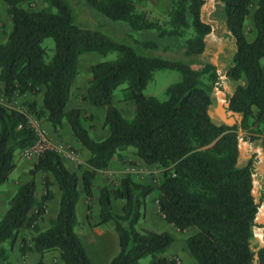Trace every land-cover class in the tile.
<instances>
[{"label": "trees", "instance_id": "1", "mask_svg": "<svg viewBox=\"0 0 264 264\" xmlns=\"http://www.w3.org/2000/svg\"><path fill=\"white\" fill-rule=\"evenodd\" d=\"M34 1L4 0L12 25L6 40L0 42L3 94L7 98L26 92L41 94L42 109L33 101L28 111L37 117L46 111L55 129L66 120L90 152L89 168L79 183L78 175L64 165L56 150L46 148L38 153L29 169L31 178L17 187L0 218V262L8 258L5 242L12 245L19 239L21 255L31 250L40 255L31 264H45L42 255L50 251L58 252L62 264H94L74 231L77 203L82 194L86 199L92 197L96 170L106 169L113 156L122 159V152L130 149L143 163L160 167L162 176L154 185L127 175L120 185L100 189L99 224L112 223L119 245L108 264H138L146 256L150 257L148 264H177L176 256L163 254L175 241L172 233L138 227L151 194L167 223L180 232L195 228L186 236L185 245L197 264H264V235L259 247L251 239L256 214L264 207V185L256 201L257 153L249 150L246 154L241 145L257 143L264 150V66L260 61L264 57V0H216L221 5L222 30L232 37L235 47L224 72L211 64L198 70L184 61L139 54L99 29L77 23L66 0H42L47 7L41 9L21 6ZM79 2L84 9L118 24L136 45L146 49L160 48V41L169 39L177 41L185 55L200 54L214 28L203 13L206 0H171L166 27L150 20L136 0ZM251 7L255 36L248 40L244 23ZM143 31L154 33V38L134 37ZM47 38L53 41L51 49L44 44ZM162 47L168 49V45ZM112 51L117 54L114 59L91 64L86 86L89 104L105 108L103 124L108 136L97 141L83 125L93 115H86L82 108L65 107L79 73V57L86 52L106 55ZM163 69H174L180 75L166 87V98L144 94L154 72ZM202 75L223 92L228 122L215 117L211 86L203 83ZM222 76L233 83L230 92L220 86ZM121 85L122 100L133 103L130 118L113 105V93ZM35 139L26 112L0 102V185L15 168L16 153L33 145ZM39 172L44 187L41 197L35 195ZM51 179L60 189L58 210L42 229L38 222L53 196ZM112 197L123 200L122 214L113 212ZM24 229H32L33 234L20 236Z\"/></svg>", "mask_w": 264, "mask_h": 264}, {"label": "crops", "instance_id": "2", "mask_svg": "<svg viewBox=\"0 0 264 264\" xmlns=\"http://www.w3.org/2000/svg\"><path fill=\"white\" fill-rule=\"evenodd\" d=\"M214 1L216 3V0H214ZM254 2H256V0H254ZM220 7H221V5H220ZM204 8H205V6H204ZM253 10H254V7H251L250 14L247 16L245 23H244V33H245L248 40H252L255 36V29H254L253 21H252ZM74 15H75V13H74ZM208 20L211 21L213 23V26H214V22L210 19H208ZM219 20H220L219 25H220V32H221L222 38H221V41H218V43L215 46L212 47L208 43V37L210 36V34H213L215 32L214 28H213V31L206 37V48L202 53L194 54V55H185L183 53V51L180 50V53L175 52L172 50V47H170L168 49V51H165L163 54H165L169 58H172V56L173 57L177 56L178 59H182L184 62L188 63L194 69L200 70L205 64H211V65L215 66L217 68V70H220V71L222 70L224 72L226 70V66H227L229 60L232 57V54L234 52L235 47H234V41H233L232 37L229 36L228 34H226L222 30V27H221L222 15H221V13H220ZM11 25H12V22H11ZM6 26H7V31H9L8 28L10 26V22H8ZM6 35H7V32L3 36V39L0 40V42H3L6 40ZM128 45L132 46L135 51H136L135 48H138L141 51L148 52V50H146L145 48H143L141 46L138 47V45H134V44H132V45L128 44ZM225 45H227V46H225ZM134 46H137V47H134ZM156 52L161 54V51H156ZM88 66H89L88 69L90 72L91 64ZM78 68H79V62H78ZM153 76H154V74H153ZM90 78H91V76H88L86 81L88 82V80ZM86 81H85V83H86ZM86 86L87 85H85L84 83L82 84L80 81L78 82L76 78L74 79V81L71 84V94H70V97H69V100L66 104L65 109L68 110L71 108H82V109L85 108L84 111H85L86 115H88V116L93 115L92 119H85V120H87V122L84 120L83 125L89 130L91 137L93 139L100 141V140H102L108 136V130L105 128V126L103 124L104 115H105V108L101 107L104 109V112H103L102 110H98V109H100L99 107H95V106H92L89 104V101H88L87 96H86ZM220 86L223 87V89L227 92H230L234 87L233 83H231L226 77H223V76L220 78ZM216 91H218L220 94V98L222 100L221 105L223 107V105H225L224 104V94L215 86H213V89H211L213 106L216 107L214 104L215 103L214 97L218 96V92L216 93ZM33 101L36 102V108L37 109H39V110L42 109L41 94L34 95L32 93L26 92L22 95L13 94L10 98H7L3 94V83L0 81V102H2L5 106L26 112V114L29 118V122H31V119L29 117V115H31V113L28 111V107H29V104ZM129 106H131V105L129 104ZM99 111H101V112H99ZM46 118H47V112L44 111L43 113H41L39 118H37V120H35V123H33L34 124L33 126L36 125V127H38L39 129L44 131L48 146H50L52 149L56 150L59 153L64 165L70 171L75 172L78 175L79 183H81L82 172L85 169L89 168L87 160L90 157V152L88 151V149H86L84 146L81 145L79 140L73 134V132H72V130H71V128H70V126L66 120H64L62 122L60 127L55 129L47 121ZM241 133H244V132H241ZM253 135L257 136L258 134H253ZM241 145L243 148L246 149V152H244V153L247 154V152L249 150L251 152L257 153V158H258L257 161L258 162L256 161V163H255L256 169H255V173L253 174V188L255 186L254 185V176H255L256 172L258 171V169L263 172V184H264V165H263L264 150H263V148L257 143H253V144L248 145L246 142H241ZM69 150H72L74 152V154H75L74 157H71V155L69 154ZM26 159H30L29 160L30 165L28 167L26 166L25 168H30L34 164L36 157L32 156V157H29ZM258 164L260 165L259 168H258ZM16 166H15V168H16ZM138 166L142 167L144 170V167L152 166V165H147V164L143 163L139 158H137L136 156H134L132 154V151L130 149L122 152V159H119L117 156H113L106 169H97L96 170L95 180H94L93 186H92V191H93L92 197L90 199H86L85 195L82 194L80 196L79 201L77 203V207H76V215H77V212L80 211V213L86 219L87 227H90V229L94 233H96L97 235L102 236L104 233L103 232L104 230L102 229L103 224H99V221L95 220V219H97L95 214L98 217L100 214V206H99V191H100V189L103 186H107L109 189H111L114 186L120 185L121 179L127 175H130L135 181L142 182V183H151L149 180V177H148L149 172H143V171L139 170ZM22 169H24V167ZM22 169H21V171H23ZM26 172H27V170H25L24 173H26ZM41 181H42L41 179L36 178V176H35V182H36L35 195L37 197H41V195L44 193V188H42ZM14 182H17V185L22 184V183H19L18 181H14ZM51 182H52L51 190L53 192V196L51 197V199L49 201H47L46 213L38 222L39 227L42 229H45L50 225V220L56 216V213L58 210V199H59V195H60V189L57 187V185H54L55 183H54L53 179H51ZM151 184H153V183H151ZM53 185L56 186V188ZM15 191H16L15 188H7L6 190L3 189L2 191L0 190V192H2L4 197L7 199H10V197L15 193ZM154 197H155L154 194H151L146 198V214L144 216L145 219L147 218V215H149V217L151 215H153L155 213V210L159 211L157 202L154 199ZM150 203L152 204V211L151 212L149 211ZM88 204H90V208L88 207ZM111 204H112V208H113L114 213L122 214L123 200L116 199V198L112 197L111 198ZM90 215L92 216V218L89 217ZM159 215H160L162 221L164 222V225L162 224L163 222H161L160 226L162 227V225H163V228H167V230H162V231H169L175 237V241L172 244L176 243L178 239L180 240L181 239L180 237L183 238V236L185 234H186L185 236H188L189 234H191L195 231V228L190 227L187 230H185L184 232H180L172 224L167 223L163 219V216L160 214V212H159ZM76 220H77V218H76ZM77 223L78 222H76V225H77ZM104 224H111V223L106 222ZM143 228H145V227H143ZM173 228H175V229H173ZM151 230H153V229H151ZM155 231H159V230H155ZM180 234H182V235H180ZM79 238H80V236H79ZM114 239L115 238L113 237V240ZM80 240H81V238H80ZM170 246H172V245H170ZM12 248H14L16 251L19 252V243H15L14 246H10L11 250H12ZM166 250L164 251L163 254L166 256H176L177 260H178L177 264H188L189 262L192 261L186 252V251H188L186 248V245L185 244L182 245V242L172 252L166 253ZM47 253H49V252H47ZM47 253L42 255V260H43V262L44 261L46 262V263L44 262L45 264H62V262L59 259V254L57 251L50 253L47 260H46ZM19 255H20L18 258V259H20L19 264H31L40 257L39 253L34 251V250L29 251L25 255H21L19 252Z\"/></svg>", "mask_w": 264, "mask_h": 264}, {"label": "rangeland", "instance_id": "3", "mask_svg": "<svg viewBox=\"0 0 264 264\" xmlns=\"http://www.w3.org/2000/svg\"><path fill=\"white\" fill-rule=\"evenodd\" d=\"M66 1L73 8V11L75 13L76 22L79 23L80 25L99 29L100 31H102L103 33H105L106 35L110 36L111 38H113L114 40L118 42L136 45L133 39L131 37H128L125 34V31H123L118 24L110 23L106 21L105 19H103L102 17H99L93 14L88 9L86 8L84 9L83 6L80 4L79 0H66ZM136 3L141 10L146 12L150 20L156 21L164 27L167 26V23H166L167 11L171 5V0H136ZM21 6L26 7V8L31 7L34 9H41V8H46L47 4L43 3L42 0H35L32 3L24 2L21 4ZM220 11H221V7L217 2L215 3L214 0H206V5L204 8L205 17H207L208 19L214 22L215 32L213 34H210V36L208 37V43L212 47L215 46L218 43V41H221V38H222L221 32H220V25H219L220 23L219 17L221 13ZM0 21L3 24V27H0V40H1L3 39V36L5 35V33L8 32L7 26H6L8 22H10V26L8 30H10V27H11V19L7 13L6 3L4 2V0H0ZM134 37L139 40H142V39L144 40L146 38H154V33H151L150 31L135 32ZM44 44L49 49L53 47V41L50 38L45 39ZM164 45H168V49L172 47L173 51L180 53V50L178 49V46H179L178 42L170 41L169 39L161 40L160 48H157V49H146L145 48L146 50H148V52L141 51L138 48H135V49L137 53L142 54V55L158 56V57H161L167 60L183 61L182 59H178L177 56L175 57L172 56V58H169L165 54H163L165 51H168V49L163 50L162 46ZM134 47H137V46H134ZM156 51H161V54L157 53ZM116 56L117 54L114 51L109 52L106 55H102L96 52H86L82 54L79 57V74L76 77L77 81L78 82L80 81L82 84L84 83L85 85H87L88 82L86 81V79L88 78V76H91V73L89 72V69H88L89 67L88 65L99 62V61H103V60L114 59ZM260 61L264 66V57H262ZM179 78H180L179 73L174 69L157 70L154 73L152 80L149 81V83L144 88L143 92L146 95H153L159 100H164L166 98V95H165L166 87L169 84L179 80ZM201 80L203 81V83L209 85V87L211 86L210 89H213V85H211V82L209 81L207 75H202ZM123 87L124 85H121L117 89H115L113 96H112L113 105L116 106L118 109H120V111L125 117L130 118L133 116L134 107H133V103L131 100H122L124 97V94L121 89ZM217 92L218 91H216V93ZM221 101L222 100L218 92V96L214 97V102H215L214 104L216 106V107L213 106L214 115L218 120H223V121L228 122L227 119L225 118V114L223 111V107L221 105ZM129 104L132 107L129 106ZM95 107H99L100 109L98 110H102L104 112V109L101 108L100 106H95ZM29 117L31 119V122H30L31 125L35 123V120H37V118H39V116L37 117L33 113H31ZM85 121L87 122V120ZM243 152H246L245 148H243ZM26 158L27 157L23 155V150L16 153L15 162L17 166L10 173L8 180L0 185L1 191L3 189L6 190L7 188H15L16 190L19 184L17 185V182H14V181L23 183L31 178V175L29 174V169L32 166L30 168H25L26 166L28 167L30 165L29 163L30 159H26ZM259 164H258V168L260 167ZM23 167L24 169H22ZM21 169L23 171H21ZM25 170H27L26 173H24ZM139 170L143 172H149L148 173L149 180L154 185H157L160 182V179L162 176L160 167L156 165H152V166L144 167V170L142 167H139ZM41 174H42L41 172L37 173L36 178H39L42 180ZM42 183L43 182L41 181V184ZM254 185L255 186L253 188V194H254L256 201H258L260 197V191L262 189V186L264 185L263 184V172L259 169L254 176ZM54 187L56 188V186ZM42 188H44L43 184H42ZM8 200L9 199L5 198L3 193L0 192V218L2 217L3 213L6 211L8 207ZM149 211L150 212L152 211L151 203H150ZM95 216L97 217V219L95 220L100 221V214H99V217L96 214ZM89 217L92 218L91 215ZM76 218H77L78 223L74 227V231L78 236H80L89 258L93 261L94 264H108L111 258L114 257L119 251L118 237L113 229L112 223L111 222H110L111 224L102 223L103 224L102 229L104 230L103 231L104 233L102 236H99L96 233H94L90 229V227H87L86 219L80 213V211L77 212ZM161 222L163 221L159 215V211L155 210V213L151 215L150 217L149 215H147L146 219L145 217H143L139 221L138 227H145L147 229H153V230H159V231L167 230V228H163L164 222L162 223L163 224L162 227L160 226ZM263 223H264V207L261 206L256 214L255 225H253L252 227V238L251 239H252L253 245L257 247L263 244V235H264V228L262 226ZM32 234H33L32 229H24L20 232L19 235L20 236L25 235L27 238H29L30 235ZM184 236L183 238L180 237L181 239L180 240L178 239L176 243L171 244L172 246H170L166 250V253L172 252L175 248L178 247V245L181 244V242H182V245H184L185 237H186ZM113 237L115 238L114 240H113ZM15 243H19V246H20L19 239H17L12 245H10L9 241L5 242L4 245L8 251V258L6 259V261L0 262V264H19V261H20V259H18L20 256L19 252L16 251L14 248H12V250L10 249V246H14ZM52 252L54 251H50L49 253H47L46 260L49 254ZM186 252L189 255V258H191L192 260L188 264H197L195 259L189 253V251H186ZM149 261H150V257L146 256V257L141 258L138 264H148Z\"/></svg>", "mask_w": 264, "mask_h": 264}, {"label": "built area", "instance_id": "4", "mask_svg": "<svg viewBox=\"0 0 264 264\" xmlns=\"http://www.w3.org/2000/svg\"><path fill=\"white\" fill-rule=\"evenodd\" d=\"M31 124V123H30ZM34 124H32L33 126ZM35 131H36V139L30 147L26 148L23 150V155L27 158L32 157V156H37L39 152L46 148H51L47 144V139L45 137L44 131L39 129L38 127L33 126ZM69 154L71 157H74V152L72 150H69Z\"/></svg>", "mask_w": 264, "mask_h": 264}]
</instances>
